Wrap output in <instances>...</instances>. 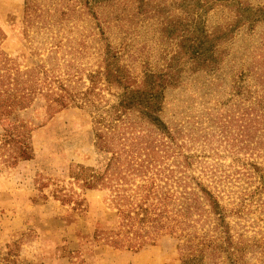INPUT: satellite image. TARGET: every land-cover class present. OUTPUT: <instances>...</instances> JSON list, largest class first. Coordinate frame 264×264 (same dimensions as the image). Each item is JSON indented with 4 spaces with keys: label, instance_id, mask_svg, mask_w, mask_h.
Here are the masks:
<instances>
[{
    "label": "rangeland",
    "instance_id": "obj_1",
    "mask_svg": "<svg viewBox=\"0 0 264 264\" xmlns=\"http://www.w3.org/2000/svg\"><path fill=\"white\" fill-rule=\"evenodd\" d=\"M212 33L219 69L192 71L184 51ZM112 51L131 87L185 61L159 99L175 139L124 111ZM6 70L43 90L0 115V264H182L200 250L205 264H264V137L245 147L218 126L240 98L264 95V0H0ZM60 93L77 101L59 109ZM183 190L202 205L186 219Z\"/></svg>",
    "mask_w": 264,
    "mask_h": 264
},
{
    "label": "trees",
    "instance_id": "obj_2",
    "mask_svg": "<svg viewBox=\"0 0 264 264\" xmlns=\"http://www.w3.org/2000/svg\"><path fill=\"white\" fill-rule=\"evenodd\" d=\"M92 5L89 6V9L91 10ZM255 19H258V17H254ZM237 23L240 22L239 17H237ZM102 30V29H101ZM220 34L212 33L210 36H208V46L203 45V41H199L197 44H191V50L190 51H184L189 52V58L191 60L192 71H197L198 69H214L215 72L217 69H219V62L222 61V51L220 50L216 54L215 46L221 41ZM218 49V48H217ZM116 51H112L111 55L109 57L105 58L106 61V70L107 72H110V62L109 58L112 60L116 59ZM180 58L183 57V54L179 56ZM184 63L183 61L178 71H155L149 72L146 74L145 79L141 82L142 84L135 85L134 87H131L132 85H128L127 83L132 82L130 80L129 75L127 72H124L123 69H120V67L114 69L111 71V75L113 77V80L117 81L118 85L122 86L123 91L121 93L122 100L120 101V105L126 109L130 108H137V111H139L144 118L148 119L149 124L154 123L158 124L161 128V133H164L166 135V138L168 137L171 140L175 139L174 136L171 134V131L160 122L158 113L161 110V102L159 103V99L161 100L160 96L164 97V93L167 90V87H175L177 86L175 79V73L177 75H180L179 73L182 72V68L184 70ZM119 69L121 71H119ZM10 71L6 70L5 74L0 75V78H3L2 80L6 83L4 89H0V115H7L8 113L12 112L13 110H21L26 107H28L31 102L34 100L36 95L42 93V86L39 85L38 75L36 77H31L30 79L26 78L24 74V78L17 79L19 76V73L16 72L15 77H10ZM217 77H220L221 73H216ZM263 75H259L258 77H262ZM264 79V76L262 77ZM1 80V82H2ZM239 81H243L240 77ZM0 82V84H1ZM264 82V81H263ZM264 84V83H263ZM7 86V87H6ZM13 86V87H12ZM264 86V85H263ZM131 87V88H130ZM247 87H242L238 84L237 88L235 89V95L240 96L243 95L242 91L248 90L243 89ZM61 91H64L65 89L63 87H59ZM7 94V96H5ZM245 95H249L248 97L251 98L253 96L252 92L248 90ZM254 95L256 96L255 99H243L240 98L237 103L241 106L237 107L234 111L227 110L226 116L229 117L228 121H224L223 123L218 122V126L221 127V130L223 128L229 127L232 129V127L237 128V133L235 136H233V139H238V142H241L243 146L247 147L251 144H253L255 147L257 144H260L261 139L264 137V95H257V92H254ZM52 103L56 104L59 109L65 108L69 106L72 103H75L76 97L71 94H64L60 93L58 95H55L52 99ZM246 101H250L248 105L246 104ZM253 100V102H252ZM240 102V103H239ZM235 117L236 120H235ZM171 130V129H170ZM258 131H262L263 133H258ZM220 133H227L226 131L222 130ZM225 136V135H223ZM229 138V137H228ZM230 139V138H229ZM104 144V141L101 140V137H98L97 139V146ZM24 152L20 155V157H27V155ZM96 185V183L94 184ZM184 188H186V185H183ZM193 191H181V199L183 200L180 204V216L183 219H186L188 215L191 213V210H197L199 211L201 209V203L198 201L196 196L193 194ZM202 191L204 193L203 199L207 200L209 202V205L211 206L212 211L215 214L220 215V211L218 210L219 204L213 198L210 192H207L204 188H202ZM189 194L193 195L191 198L188 197ZM221 217V215H220ZM176 227L170 228L169 226H162L161 229L168 230L171 232H176L177 230H180V221L178 220L175 224ZM176 230V231H175ZM181 231L183 229L181 228ZM182 233V232H181ZM182 235V234H181ZM216 248L214 247V250ZM204 251H199V256H195L192 253L188 254L187 257L185 256L182 260V264H205L204 262ZM210 256H212L210 254ZM232 264H236L235 261H232Z\"/></svg>",
    "mask_w": 264,
    "mask_h": 264
}]
</instances>
